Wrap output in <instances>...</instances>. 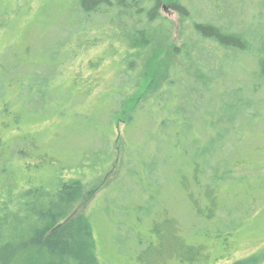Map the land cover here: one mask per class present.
<instances>
[{"label":"rangeland","instance_id":"1","mask_svg":"<svg viewBox=\"0 0 264 264\" xmlns=\"http://www.w3.org/2000/svg\"><path fill=\"white\" fill-rule=\"evenodd\" d=\"M176 1L194 8V15L182 18L170 7ZM76 4L77 0H0V85H4L0 100L7 98L12 111L19 114L16 123L9 114L0 115V138L7 141L0 159L14 170L17 183L49 182L61 166H70L62 171L63 179H78L77 190L66 203L57 194L42 190L22 189L10 196L8 221L0 228V264H186L174 255L169 243L161 253L148 248L161 244L153 226L164 217L175 218L177 224L172 225L179 228L182 243L207 248L212 264H264V204L260 200L264 187L254 194L253 212L242 217L215 211L206 221L194 213L188 201L192 193L203 208L208 204L203 188L193 187L192 161L215 164L224 158L230 165L249 167L238 166L235 174L253 172L259 166L258 171L264 173V83L252 75L261 42L256 38L249 44L256 49L254 55L240 53L201 40L192 29V20L221 23L223 18L246 37L258 35L261 18L256 13L264 14V0H160L161 20L146 33L142 44L136 42L128 48L121 41L114 43L119 54L126 47L128 52L137 48L141 52L140 71L126 77L117 73L119 66L111 58H105L110 54L108 41L77 48L71 37L58 49L70 32L63 28L70 26ZM57 50L62 57L52 58ZM98 56L104 60L89 69V61ZM33 77L34 86L48 85L49 92L53 83L64 85L60 94H53L49 112L34 114L23 106L19 94L26 91L21 93L19 84L24 86ZM122 78L125 82L115 101L110 93ZM45 79L46 85L38 84ZM169 83L170 94L166 92ZM233 89L243 101L249 100L251 108L243 117L238 115L240 128L234 131L226 124L223 143H216L211 137L224 130L221 119L233 112L229 107ZM55 92L59 93L57 88ZM173 93L177 94L175 112L167 116L164 108L172 102ZM57 98L65 104L62 113ZM35 107L40 109L41 104ZM168 117L178 124H171L166 132L161 125ZM2 123L9 128H2ZM17 137H35L44 149L32 151H44L53 162L31 173L8 164L9 152L18 165L23 162L22 148L26 146L19 145ZM207 150L214 152L206 155ZM101 158V165L91 166ZM199 181L204 184L206 179ZM242 186L232 182L214 186L217 205L232 207L241 201ZM42 210L61 217L57 227L44 233L34 229V217ZM229 218L232 224H239L229 237V248L223 249L217 231ZM69 227L80 244L77 251L61 243ZM62 228L61 235L58 230ZM171 229L165 226V240L170 239Z\"/></svg>","mask_w":264,"mask_h":264},{"label":"trees","instance_id":"2","mask_svg":"<svg viewBox=\"0 0 264 264\" xmlns=\"http://www.w3.org/2000/svg\"><path fill=\"white\" fill-rule=\"evenodd\" d=\"M225 4V3H224ZM160 7V0H77V4L74 11V18L71 20V24L68 27V29L63 28L65 31H70L67 36H65V39H63L61 42H59V48H62V42L65 41V44L67 40H69L71 37L74 38L75 46L77 48H80L82 46L87 45H96L97 43H104L109 42V46L106 48L108 52L110 53L105 58H111V63L117 64L119 66V70L117 73H123L126 77V75H130L133 71L136 69L138 71L141 67V63L138 61L142 59L141 52L139 51V48H137L133 52H128V48H132L136 45V42L139 44H142L145 40V35L148 31H152L155 29V23L158 20H161L158 15V10ZM171 9L177 11L182 18L190 19L194 8H189L188 5L181 4L180 2L176 1L171 4ZM256 13V12H255ZM260 15V16H259ZM255 19V16L252 15L251 18ZM256 18H261V33L258 35H248L246 37L244 35V32L238 31L239 29H234L235 27L232 26L231 23L225 21L223 18L221 19V23L214 22V21H196L192 20V29L195 34V36L199 39H207L216 45L223 47L225 49H234V51H238L240 53H248L253 54V51L256 50L253 47H250L249 44L254 42V40L257 38L261 42V52H257V67L256 71L253 72L252 75H257L258 79L261 80V83H264V14L261 16V14L256 13ZM90 31L94 32V35L90 36L88 33ZM121 41L124 43L127 47L124 50L125 52L118 53L117 46L114 45L115 42ZM75 47V48H76ZM64 48V46H63ZM193 46H191L190 49H188L187 53H190L189 51L192 50ZM195 50H197L195 48ZM194 50V52H195ZM182 53V52H181ZM59 54L58 50L52 53V58H58L62 57ZM177 54H180L177 52ZM254 55V54H253ZM104 59L101 56L96 57L95 60L89 61V69H94V67L98 66ZM59 61V60H58ZM57 61V64H59ZM56 64V65H57ZM116 74V73H115ZM123 75V77H124ZM202 79L205 78L206 75L204 73H200ZM38 76V75H35ZM34 76V77H35ZM34 77L29 80L27 83L23 85L19 84V90L22 93V90L26 91L24 95L19 94V97H22V103L23 106L27 105L29 110L34 112V114H37L38 111L43 110L45 112L48 109V103L52 104L53 102V94H60L62 92V86L63 84H58L54 86V83L52 86V91L48 90L47 79L41 81L38 84L46 85L44 88L39 87L38 85H33L34 83L37 84V82L34 80ZM75 78V77H74ZM77 81H82L80 77H77ZM35 81V82H34ZM76 81V80H75ZM77 81L75 83H77ZM84 81V80H83ZM82 81V84H83ZM125 82V79L122 78V82L119 83V85H116L117 87L112 90L110 93L111 99L117 100L115 95H120V92L122 91V85ZM89 83H91V80L89 79ZM87 83V85H89ZM79 84V83H78ZM167 90L170 94V88L171 84H167ZM6 87V86H5ZM4 88V85H0V91H2ZM55 88H57V92H55ZM87 91L92 89L90 86L87 87ZM237 89H233L231 92V98L233 99V104H231L229 107L232 109V114L229 116H226L225 119H221L222 123H225V127H223V131H217L212 136L211 141L222 142L223 138L225 136L224 132L226 131V124L232 125V130L237 131L238 128H240L242 121H237L238 115L240 117L244 116L245 111H249L251 106L249 104V100L243 101L244 98H242L238 93ZM2 94H5L4 92ZM51 95V96H50ZM233 95V96H232ZM57 96V95H56ZM241 97V98H240ZM24 98V99H23ZM172 102L165 105V111L168 113L175 112L174 105V99H177V94H172ZM58 108L60 112L64 111V105L63 101L58 100ZM40 100H44V102H40ZM242 101V103H241ZM40 103L41 108L37 109L35 107V104ZM63 105V106H62ZM31 106V107H30ZM173 106V107H172ZM11 105L7 98L5 100H0V115L4 113V115L9 114L12 121L15 123L18 121V113H14L12 111V108H10ZM172 107V108H171ZM112 110V108H110ZM10 111V112H9ZM251 114L248 116L250 117ZM246 116V114H245ZM247 117V116H246ZM168 118H165L163 120V124L161 127L165 129L167 132V128L169 126L178 124L177 121H172ZM245 118V117H244ZM183 121V120H182ZM237 121V126H236ZM179 122V120H178ZM9 128V126L6 123H2V128ZM14 129H16V126H13ZM18 130V129H17ZM164 133H166L164 130L160 129ZM2 131L0 130V137H1ZM19 137V136H18ZM16 138V142L19 143L21 146H26V148H22L23 150V162L21 165H18L19 163L15 161V156L12 157V154L10 152L8 153V149H6L8 153L7 162L8 164H15L17 165V168L20 169V171H24L26 173H31L32 169H39L42 168L43 165H49V162H53V158L47 156V154L44 153V151L39 153H34L32 150L35 148L43 150L44 148H41L38 146V140L33 138L24 139L22 138ZM25 140V143H24ZM7 142L4 140H1L0 138V151H2V145ZM196 139L193 138V143H196ZM224 146V144H223ZM10 147V146H9ZM21 149V148H20ZM20 149H17V153L19 154ZM196 150L199 151V147H196ZM203 152V151H202ZM214 151L207 150L205 153L206 155L210 154ZM204 153V152H203ZM96 156V155H95ZM104 159L101 158L97 162H94L91 164V166L95 165H101L100 163H103ZM16 162V163H15ZM191 173H192V182L193 187L197 188H203L205 193V202H208L207 207L203 208L201 205L197 203L195 200V197L192 193H189L188 195V201L190 202V205L194 211V213L198 216H202L206 221H210V219L213 218L212 214L215 213V211H221L228 216L231 215H237V216H243L245 214L250 215L254 207L256 205L257 200L255 199L254 194H256L257 188L261 189V187H264V173L261 174L259 168L255 169V171L251 172L248 171V173L242 174L238 173L235 174L234 170H238V166L242 167H248L246 165H240V164H228L226 159L220 158L219 161L215 164H199L195 161L191 162ZM70 168V166H61L57 171H54V174L51 175V180L49 182H36L35 184H29L27 182L17 183L14 177V170L10 169L6 166V162L2 159H0V228L2 223L5 221H8L9 212L6 210V202L9 200L10 196L22 189L24 191H48L53 192L58 195L60 202L66 203V201H69V198L72 196L73 193L77 190V184L78 179L68 178L63 179L62 171ZM249 168V167H248ZM209 170V172H207ZM249 172L251 173L252 177L249 175ZM199 178H203L204 184H200ZM185 181L182 179L180 181L181 185H184ZM236 184L239 186L240 184L244 185L241 187L244 195L241 201H239L237 204H235L232 207H225L224 205L219 206L217 205V201L215 198V195L213 194V187L218 186L219 184H225L230 183ZM44 189V190H43ZM40 193V192H39ZM33 194V193H32ZM240 196V195H239ZM261 204H264V194L261 195ZM205 211V212H204ZM37 223L34 229L37 231L42 230L44 233L47 230L53 229L54 227H57L58 221L61 219L60 215L57 217L55 214H51L48 210H42L38 211L34 217ZM161 220H164L163 222H160V224L156 223V225L153 226V231L157 233V236L159 237L161 244L157 248H153V246L150 244L148 248L152 250L154 253H161L164 252L163 245L168 244L173 248L174 255L180 259L181 261H184L186 264H212L208 261L209 253L208 249L205 248L203 245L200 244H188V243H182L179 237L177 236L179 228L173 227L177 224L175 218H163ZM219 221V219H218ZM153 223V224H154ZM225 223L224 228L222 230L217 231V238L220 241V245L223 249L229 248V237L232 236L233 232L237 229L238 223L232 224V218H229ZM221 223V224H222ZM34 224V222H33ZM38 224V225H37ZM152 224V225H153ZM172 226L171 229V237L169 240H165V226ZM174 224V225H172ZM231 224V225H229ZM65 227V226H64ZM63 227V228H64ZM62 231L58 230L59 234L63 233ZM55 230H53L54 232ZM55 233V232H54ZM75 234V233H74ZM62 235V234H61ZM55 236V235H54ZM64 237L65 242H61L65 244V248L70 250L77 251L80 249V244L75 240V236L73 235L72 228H67L66 233L62 235ZM61 237V236H58ZM58 240V239H57ZM165 241V243H163ZM172 252V253H173ZM222 257L219 256L215 261L217 262L218 259Z\"/></svg>","mask_w":264,"mask_h":264}]
</instances>
